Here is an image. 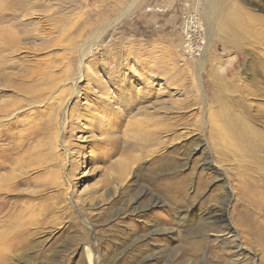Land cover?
<instances>
[{
    "label": "rangeland",
    "instance_id": "rangeland-1",
    "mask_svg": "<svg viewBox=\"0 0 264 264\" xmlns=\"http://www.w3.org/2000/svg\"><path fill=\"white\" fill-rule=\"evenodd\" d=\"M5 231L0 264H264V0H0Z\"/></svg>",
    "mask_w": 264,
    "mask_h": 264
},
{
    "label": "bare ground",
    "instance_id": "bare-ground-1",
    "mask_svg": "<svg viewBox=\"0 0 264 264\" xmlns=\"http://www.w3.org/2000/svg\"><path fill=\"white\" fill-rule=\"evenodd\" d=\"M239 137H241L242 139L241 138H239V139L238 138H235V139L237 141L239 140V143H241V144H246V142H247V136L245 134H243V133H239ZM242 148H243V145H242ZM11 234L12 233L10 231H5L4 233H2L0 235V251L9 252V251H7L5 249H10L9 246H7V245H9V241H10L11 237L14 238L15 235H18V234H15V233H14V235H11ZM2 245H4L6 248H3ZM10 245H13V243H10ZM1 246H2V248H1ZM88 258H91V256H89Z\"/></svg>",
    "mask_w": 264,
    "mask_h": 264
},
{
    "label": "built area",
    "instance_id": "built-area-1",
    "mask_svg": "<svg viewBox=\"0 0 264 264\" xmlns=\"http://www.w3.org/2000/svg\"><path fill=\"white\" fill-rule=\"evenodd\" d=\"M188 26H187V33H189V35H193L194 33H199L201 27L198 23H192V22H188ZM189 48H192V46H189Z\"/></svg>",
    "mask_w": 264,
    "mask_h": 264
}]
</instances>
